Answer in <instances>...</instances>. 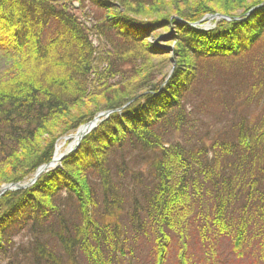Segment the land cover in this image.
<instances>
[{
    "label": "trees",
    "instance_id": "16d2710c",
    "mask_svg": "<svg viewBox=\"0 0 264 264\" xmlns=\"http://www.w3.org/2000/svg\"><path fill=\"white\" fill-rule=\"evenodd\" d=\"M53 1L0 0V52L14 60L0 74V186L49 162L58 136L102 109L132 102L34 184L0 196V258L165 264L172 254L178 264H211L219 240L227 239L230 258L248 250L250 264H264V0H223L240 19L206 31L191 25L206 12L204 0H170L188 5L173 4L185 22L174 21L169 35L177 43L173 65L171 55L160 61L169 60L173 71L156 81L153 57L164 51L149 39L154 28L143 14L166 0H76L89 7V25L65 11L66 0ZM205 58L242 75L207 74L203 65L200 76ZM128 66L136 83L125 81ZM247 74L254 78L250 87ZM141 86L148 92L141 94ZM99 95L103 103L94 102ZM190 97L199 110L211 97L219 103L225 123L212 137L213 124L197 131L204 122L191 116ZM87 102L82 113L73 111ZM176 132L179 140H164ZM126 146L147 161V170L122 159L112 166L111 155ZM187 233L198 239L199 263Z\"/></svg>",
    "mask_w": 264,
    "mask_h": 264
},
{
    "label": "rangeland",
    "instance_id": "374dc122",
    "mask_svg": "<svg viewBox=\"0 0 264 264\" xmlns=\"http://www.w3.org/2000/svg\"><path fill=\"white\" fill-rule=\"evenodd\" d=\"M63 1H65V0H55L53 2L58 4V5H61ZM66 1L67 2L65 3V6H66L65 11H67V12H68V10L70 12L72 11V13L78 17L79 21H82L86 25H89L90 18H87L88 16H86L87 13L89 12V7L81 8L80 7L81 3L79 4V2L76 0H71V1L66 0ZM204 1H205L204 5L206 7L204 10L206 12L197 15V17L199 16V18H197V19L193 18L195 22H199V24H196L194 26L201 29V31L209 30L210 28L214 27L218 21H222V20L228 21V20L232 19V17H237L238 19H240L239 17H241V15L238 14V13H240V11H236L237 13H234V11H231V9H229V5H228L229 1H227V2H225L223 0H204ZM248 1H251V0H248ZM70 3H72V6L74 7L73 9H71L69 7ZM178 3L179 4L176 5L175 1L171 2L170 0H166L164 3L159 5L158 8H156V7H154L153 9L146 8L145 14H143L144 20H146L148 23H150V26L154 28L152 30V33H151L152 37L150 36L149 39L150 40L156 39L158 44H159L158 47H160L161 50L164 51L161 54H157L156 57H153V61H154L153 63L155 65V69H156V71L159 70L158 73H156L155 81L158 80L162 71L163 72L167 71V75H166L167 78L170 76V74L173 71V67H171L175 61V58L173 57V55H174L173 51H175L177 43L174 42V40H170L171 37H169V35L171 36V34H173V30H174L173 28L175 26L173 24L174 21L183 24L184 20L179 18L182 16H180V14H178V11H176V12H172V11L175 10V8H176L174 5L184 9L188 5V1L178 2ZM232 9H233V6H232ZM251 9H253V8H251ZM251 9H249L248 13H250L252 11ZM164 17H166V18H164ZM160 18H163V19H160ZM156 19H160V20H156ZM170 22H172L173 25L170 24ZM168 37H169V39H168ZM93 43H94V45H100L101 44V42L98 43L96 41H94ZM167 55H168V57H169V55H171V57H172V59H171L172 65L171 66L169 64V60L165 63H164V61L160 62L161 58L163 59V58L167 57ZM233 56L234 55H232L231 58L235 59V57H237V56H234V57ZM11 58L12 57L10 55L1 54V52H0V74L1 75L7 74V72H9V70L11 69V65L14 61ZM231 58H229V59H231ZM210 59L211 58L206 59L205 63L200 64V66L198 64V67L201 68L200 69L201 70L200 76L204 75L203 65L205 66V70H206L207 74L209 73V71L212 72L211 69H217L219 74L225 72L224 75L225 74L229 75V72H230V73H233L235 76L242 75L241 73L237 72L238 68L236 66L235 67L234 66L226 67V69H224V68L222 69V67L221 68L219 67L220 65H217V63L220 62L221 59H215V60H210ZM222 61H225L226 63L231 62L229 60H224V59ZM169 66L171 67L170 70H169ZM133 67L128 66V68L123 73V74H125V77L128 76L127 79H125V81H127V82L131 81L130 84L136 83V79H137L136 78L137 74H135L134 72L131 71L133 69ZM136 67H137V65H136ZM219 74L216 75L217 77L215 76V79L219 82L224 83L225 78H223L222 75H219ZM129 76L133 77V78H131L132 80L130 79ZM253 81H254V78L252 77V75L247 74L246 78H245V84H249L248 87H250L251 86L250 83ZM127 82L123 83L121 86L129 85V84H127ZM163 84H165L164 81L163 82L161 81L159 83V87H162L161 85H163ZM130 86L131 85H129L128 87L130 88ZM148 87L149 86L139 87V91H141V94L147 93ZM137 88H138V86H137ZM102 99H103V96L99 95L98 99L94 98V102L102 101ZM190 99L192 100L193 97H190ZM193 100H195V99H193ZM216 101L217 100H215L213 97H211L209 99V101H207L203 105L204 110L203 109L199 110L200 107L198 106L197 100L192 102V104H194V106H191V104H189V106L192 107L191 116L197 117V118L202 117V120L204 122L203 127L199 128L197 130L198 132H202L203 130H208L210 125L212 126V124H213V129L208 131L209 137H212L214 135L215 131L217 129H220L223 126V124L225 123L224 121L221 122L218 118L219 117L218 115L220 114L222 109H218L219 103H217ZM102 103H103V101H102ZM85 105H86V107H85ZM85 105H84V107L78 106L77 109H74L73 111L76 110L75 112L82 113L83 111H85V109L87 107L91 106L92 104L87 102ZM102 106L103 105H101V107ZM105 110L106 109L100 110L94 116H98V115L102 114L103 111H105ZM109 112H113V111H110V109H109ZM197 120H200V119H197ZM89 122H91V120L85 121L84 123H81L80 125H78L76 128L71 129V130L65 132L64 134L58 136L56 139V143L54 144V150H55V147H58V148L60 147V149H61L60 152L61 153L65 152V150H67V148H68V145L72 141L71 137L69 135H72L73 132H77L79 130V128H81L82 126L86 125ZM197 124H200V123H197ZM180 137H181V135L178 132H176V133L170 134V137L164 138V140L167 142H170V143L171 142L174 143L175 140H179ZM115 148H116V146H115ZM118 152L116 151L111 155L112 159H113L112 166L114 165V163L115 164L118 163L119 159H122L123 162H127V164L130 167H133L132 169L133 170L135 169V171L140 172V170H147L149 168L147 161H143V162H141V160L139 161V159H140L139 157H141V156L138 157L137 156L138 154L137 153L135 154L128 146H126L124 149H122ZM53 154H54V152H53ZM114 155H115V157H114ZM133 156L138 157L137 158L138 160L136 162H135V159ZM57 166H59V165H57ZM38 168H39V166L35 170H33L30 177L23 176V180L19 181L18 183L22 184L24 182L30 181L34 177L33 175L35 174V172L37 171ZM88 175H96V174L89 173ZM127 175H131V173L127 174ZM41 176H42L41 174L38 175L36 180L38 178H40ZM36 180H35V182H36ZM126 181H129V180L127 179ZM5 184H11V183H5ZM5 184H3V185H5ZM3 185L0 186V189ZM18 190H22V188L18 189ZM62 195H66V193L63 192ZM26 225H24V227ZM21 239H23V241H24L23 243H27V241H28V239L26 240V238H23L21 235L20 236L18 235V237L16 238V240H18L19 242H21ZM187 240L189 242L188 243V250H189L190 254L192 255V257H194L196 260V262H194V263H199V260L202 257V254H201V250H200L201 248H199V246H198V239L195 237V234L192 233V235H191V234L187 233ZM228 248H230V245L228 244L227 239H220L218 242V245H216V250H218V251H215L216 254H214L215 255L214 262L215 263L211 262V264H250L251 258H253V256L251 255V251L247 250V251H245V253L242 256H239V257H236L235 259L234 258L232 259V258H230L229 253H231V252H230V249H228ZM252 253H253V251H252ZM168 255H169V257H168L166 263L164 262L165 264H178L180 262L172 254H168ZM253 255H255V254H253ZM229 260H231V261L228 263ZM0 264H7V261L5 259L0 258Z\"/></svg>",
    "mask_w": 264,
    "mask_h": 264
},
{
    "label": "water",
    "instance_id": "95a60500",
    "mask_svg": "<svg viewBox=\"0 0 264 264\" xmlns=\"http://www.w3.org/2000/svg\"><path fill=\"white\" fill-rule=\"evenodd\" d=\"M199 24V22L193 23L192 25H196ZM99 116H102V114L98 115V117H96L95 119H93L91 122L87 123L86 125L82 126L81 128H79V136L77 137V145H72L69 146V149L66 150L65 152L61 153V154H54V158L51 160L50 163L45 164L40 166L37 171L34 174V177L28 182V183H24V184H19V183H15V184H9V185H4L1 187L0 189V195L5 192L6 190L9 189H20L23 187L28 186L29 184L33 183L37 176L40 175L42 172H44L46 169H48L49 167H53L54 165H56L57 163H59L61 161V159L67 155V153L72 152L74 150H76V148L78 147V145L80 144L81 139L88 133L89 129L92 128L94 126L95 121L98 120ZM82 129V131H80ZM77 131V132H78Z\"/></svg>",
    "mask_w": 264,
    "mask_h": 264
},
{
    "label": "bare ground",
    "instance_id": "6f19581e",
    "mask_svg": "<svg viewBox=\"0 0 264 264\" xmlns=\"http://www.w3.org/2000/svg\"><path fill=\"white\" fill-rule=\"evenodd\" d=\"M256 7H253V9H251V10H254ZM130 102H132V100L130 101ZM130 102H128V103H126V104H130ZM126 104L125 105H123V106H121V107H119V108H117V109H114V110H110V111H113V112H116V111H121V110H123L124 108H125V106H126ZM113 112H109V109H106L105 111H103V113H102V116H99V118H98V120L97 121H95V123H94V126L92 127V128H90L89 129V131H88V133L86 134V135H88L89 133H91L93 130H95L96 128H97V126H99V124H101L103 121H110V117H111V113H113ZM96 117H98V116H94L93 118H92V120L93 119H95ZM91 120V121H92ZM111 122V121H110ZM109 122V123H110ZM122 124H123V122H122ZM80 131H82V129L80 130ZM74 133V134H73ZM72 133V135H69L70 137H71V142H70V144H69V146H71V144L72 145H77V137L79 136V131L78 132H73ZM85 135V136H86ZM84 136V137H85ZM83 137V138H84ZM83 138L81 139V141H80V143L82 142V140H83ZM80 146V144L78 145V147ZM61 151V149H60V147L58 148V147H55V152H56V154L58 155V153Z\"/></svg>",
    "mask_w": 264,
    "mask_h": 264
}]
</instances>
